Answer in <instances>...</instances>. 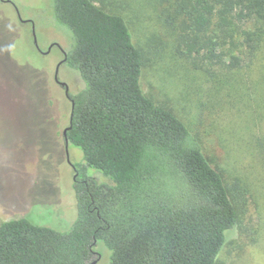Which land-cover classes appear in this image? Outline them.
I'll return each instance as SVG.
<instances>
[{"label":"trees","instance_id":"obj_1","mask_svg":"<svg viewBox=\"0 0 264 264\" xmlns=\"http://www.w3.org/2000/svg\"><path fill=\"white\" fill-rule=\"evenodd\" d=\"M155 1L179 53L211 78L250 68L264 50V0ZM51 9L72 35L66 63L82 82L66 132L84 162L75 165L76 219L64 233L24 217L0 221V264H90L98 243L110 264H216L238 202L188 126L144 94L142 52L125 19L93 0H52ZM252 94L261 117L264 78Z\"/></svg>","mask_w":264,"mask_h":264},{"label":"rangeland","instance_id":"obj_2","mask_svg":"<svg viewBox=\"0 0 264 264\" xmlns=\"http://www.w3.org/2000/svg\"><path fill=\"white\" fill-rule=\"evenodd\" d=\"M93 1L125 19L142 52L144 94L188 126L236 197L239 221L216 264H264V115L257 116L252 94V81L264 78V50L250 68L211 78L179 53L175 31L155 0ZM51 2L0 0V221L24 217L64 233L76 219L74 171L61 137L70 104L52 78L59 52H40L52 43L68 51L73 41L55 21ZM59 79L70 94L82 84L72 69L62 68ZM68 156L84 166L78 148L68 146ZM86 172L99 184H112L92 168ZM96 252L92 263L110 264L102 243Z\"/></svg>","mask_w":264,"mask_h":264},{"label":"flooded vegetation","instance_id":"obj_3","mask_svg":"<svg viewBox=\"0 0 264 264\" xmlns=\"http://www.w3.org/2000/svg\"><path fill=\"white\" fill-rule=\"evenodd\" d=\"M9 3V1H7ZM13 5V4H12ZM14 7V10L17 14V9L15 8V6L13 5ZM18 16V15H17ZM19 20V19H18ZM20 21V20H19ZM21 22V21H20ZM22 23V22H21ZM30 24V26L32 27V23L31 22H28ZM23 24V23H22ZM32 31H33V27H32ZM35 45V44H34ZM36 47V46H35ZM56 48L57 51L59 52V56H58V60H57V63H56V66L53 70V73H52V78H53V82L54 84L60 88V90L63 91V94H64V99L67 101L68 104H70V93H69V87H68V84L66 82H64L63 80L59 79V73L61 72V69L62 68H65V70H70L71 71V68L68 67L67 63H66V51H64L57 43H52L48 49L44 52H40L39 49L36 47V49L42 54V55H48L51 53L52 49ZM64 70V69H63ZM66 86L68 87V94H66ZM69 115H70V112H69ZM68 127V126H66ZM63 128V130L61 131V137L63 139V144H64V152H65V159L67 161L68 164H70L71 168L73 169L74 171V177L73 179H75V177L77 176V170H76V167L74 164H72L69 160V156H68V147L66 148V143H65V139L66 138V135L64 136L63 134V131L65 130V128ZM69 146V144H68Z\"/></svg>","mask_w":264,"mask_h":264},{"label":"water","instance_id":"obj_4","mask_svg":"<svg viewBox=\"0 0 264 264\" xmlns=\"http://www.w3.org/2000/svg\"><path fill=\"white\" fill-rule=\"evenodd\" d=\"M17 15H18V16H17L18 19H19L22 23L26 22V21H23V20L20 18L18 12H17ZM32 35H33V42H34L35 46L38 48L37 43H36V39H35V37H34V32H33V31H32ZM66 94H68V87H67V86H66ZM72 108H73V101L70 100V115H69V119H68V127H66L65 130L63 131L64 136L66 135L67 130L70 129V124H71V119H72V113H71ZM65 143H66V148H67V147H68V141H67V139H65ZM94 263H95V262H93L92 264H94Z\"/></svg>","mask_w":264,"mask_h":264}]
</instances>
